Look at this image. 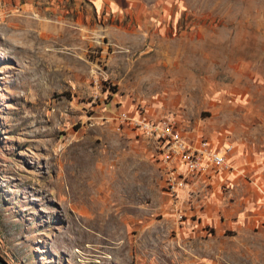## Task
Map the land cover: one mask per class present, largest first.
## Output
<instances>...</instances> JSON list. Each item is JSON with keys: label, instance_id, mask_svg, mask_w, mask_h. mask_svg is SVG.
Instances as JSON below:
<instances>
[{"label": "rangeland", "instance_id": "rangeland-1", "mask_svg": "<svg viewBox=\"0 0 264 264\" xmlns=\"http://www.w3.org/2000/svg\"><path fill=\"white\" fill-rule=\"evenodd\" d=\"M122 114L264 158V0H0V264H264L254 177L172 197Z\"/></svg>", "mask_w": 264, "mask_h": 264}, {"label": "built area", "instance_id": "built-area-1", "mask_svg": "<svg viewBox=\"0 0 264 264\" xmlns=\"http://www.w3.org/2000/svg\"><path fill=\"white\" fill-rule=\"evenodd\" d=\"M121 118L129 119L136 128L158 143L166 192L172 197L178 190L184 189L190 179L201 181L236 172L230 161V147L223 151L208 138L190 141L172 119L155 123L143 115L131 119L122 114Z\"/></svg>", "mask_w": 264, "mask_h": 264}, {"label": "crops", "instance_id": "crops-1", "mask_svg": "<svg viewBox=\"0 0 264 264\" xmlns=\"http://www.w3.org/2000/svg\"><path fill=\"white\" fill-rule=\"evenodd\" d=\"M235 160L233 163L239 168V172H234L230 174H224L215 176L211 179H203L205 181L204 184L205 188H209L214 193L222 192V187L227 190V194L237 193V195H244V193H247V190H244V185H246L247 176L250 178H253L256 180L257 185H259L260 188H264V158L263 156L254 157L252 154L245 153L243 150L240 151L239 154L236 153ZM209 185V186H206ZM209 190V191H210ZM235 190V191H234ZM254 197L261 196V194L256 193L255 189L252 187L251 189ZM261 192V189H260ZM262 193H264V189H262ZM220 194V193H219ZM263 199V198H262ZM257 207H260L262 210V213L264 212V202H260L259 204H256ZM231 213V211H230ZM261 213V215H262ZM206 214L208 217H212L210 215V212ZM264 218V217H263ZM230 224V222H229Z\"/></svg>", "mask_w": 264, "mask_h": 264}]
</instances>
